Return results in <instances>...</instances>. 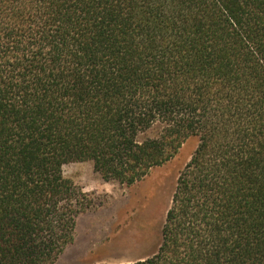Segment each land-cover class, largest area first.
Returning <instances> with one entry per match:
<instances>
[{"label":"trees","instance_id":"1","mask_svg":"<svg viewBox=\"0 0 264 264\" xmlns=\"http://www.w3.org/2000/svg\"><path fill=\"white\" fill-rule=\"evenodd\" d=\"M192 135L130 264H264V0H0V264H54L99 205L66 164L132 185Z\"/></svg>","mask_w":264,"mask_h":264},{"label":"rangeland","instance_id":"2","mask_svg":"<svg viewBox=\"0 0 264 264\" xmlns=\"http://www.w3.org/2000/svg\"><path fill=\"white\" fill-rule=\"evenodd\" d=\"M160 129L156 125L139 139L154 137ZM199 144L198 135L189 136L173 158L132 185L104 180L90 160L66 164L64 175L94 193L99 205L80 214L74 241L54 264H130L152 255L161 242L178 174Z\"/></svg>","mask_w":264,"mask_h":264}]
</instances>
